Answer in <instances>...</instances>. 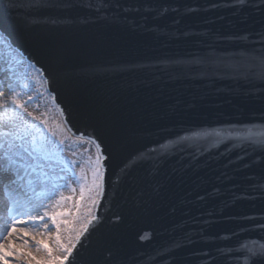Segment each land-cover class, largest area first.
Wrapping results in <instances>:
<instances>
[{"label":"water","instance_id":"obj_1","mask_svg":"<svg viewBox=\"0 0 264 264\" xmlns=\"http://www.w3.org/2000/svg\"><path fill=\"white\" fill-rule=\"evenodd\" d=\"M35 2L14 0L10 8L0 0V30L49 70L55 102L73 132L103 128L112 154L98 213L103 221L75 264H204L206 251L216 257L211 264H245L226 260L217 247L264 238L243 230L250 225L243 217L264 214V199L253 191L264 184V152L225 144L121 170L138 153L178 136L264 124V81L226 74L222 64L194 63L243 61L259 50L264 5L106 0L95 12L86 5L98 0H70L64 9ZM53 18L66 22L54 25ZM244 193L254 198H236ZM233 232L230 240L217 239Z\"/></svg>","mask_w":264,"mask_h":264},{"label":"snow or ice","instance_id":"obj_2","mask_svg":"<svg viewBox=\"0 0 264 264\" xmlns=\"http://www.w3.org/2000/svg\"><path fill=\"white\" fill-rule=\"evenodd\" d=\"M235 4L259 7L264 0H235ZM8 6L14 8V0H9ZM33 6L64 9L73 5L70 0H36ZM86 6L101 12L108 5L106 0H98L95 6L91 2ZM49 22L55 25L66 21L53 18ZM259 37L261 48L246 53L243 61L198 58L194 63L222 64L221 71L226 74L249 82L264 81V33ZM0 43L10 56L5 60L0 53V264H75L78 249L103 221L98 213L112 159L104 130L101 128L99 134L95 128L88 133L73 132L64 108L58 105L63 119L53 123L51 109L43 104L45 94L55 101L49 70L39 61L25 57L2 32ZM225 144L245 154L264 152V124L178 136L138 153L121 171L136 162L157 163L177 152L218 149ZM256 190L264 199V184L253 186ZM236 198L254 197L244 193L236 194ZM243 219L250 221L244 231L264 232V214ZM115 220L118 222L120 217ZM236 235L233 232L230 237L217 239L230 240ZM217 252L226 260L256 264L257 259H264V238L218 246ZM201 254L206 257L204 264L216 259L210 251Z\"/></svg>","mask_w":264,"mask_h":264},{"label":"rangeland","instance_id":"obj_3","mask_svg":"<svg viewBox=\"0 0 264 264\" xmlns=\"http://www.w3.org/2000/svg\"><path fill=\"white\" fill-rule=\"evenodd\" d=\"M2 47L4 48V51H8L5 45L2 44ZM43 104L48 105V107L51 109L50 116L53 118V123H55V121H61L62 120V117L60 116L59 111L55 107L54 102L52 101V99L49 95L45 94ZM42 107H43V105H42ZM67 135L69 137H71L70 133ZM72 139H74V137Z\"/></svg>","mask_w":264,"mask_h":264},{"label":"bare ground","instance_id":"obj_4","mask_svg":"<svg viewBox=\"0 0 264 264\" xmlns=\"http://www.w3.org/2000/svg\"><path fill=\"white\" fill-rule=\"evenodd\" d=\"M0 53L3 54V57L5 60L10 59L8 51H4V48L2 47V43H0ZM63 119V117H62ZM0 205H2V197H0Z\"/></svg>","mask_w":264,"mask_h":264}]
</instances>
